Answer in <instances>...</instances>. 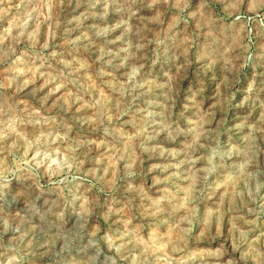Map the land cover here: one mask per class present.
<instances>
[{"label":"rangeland","instance_id":"rangeland-1","mask_svg":"<svg viewBox=\"0 0 264 264\" xmlns=\"http://www.w3.org/2000/svg\"><path fill=\"white\" fill-rule=\"evenodd\" d=\"M0 264H264V0H0Z\"/></svg>","mask_w":264,"mask_h":264}]
</instances>
